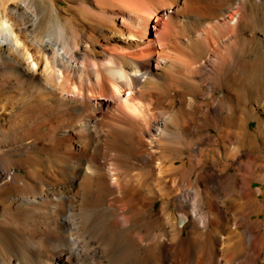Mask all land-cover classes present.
I'll return each mask as SVG.
<instances>
[{"label":"bare ground","instance_id":"bare-ground-1","mask_svg":"<svg viewBox=\"0 0 264 264\" xmlns=\"http://www.w3.org/2000/svg\"><path fill=\"white\" fill-rule=\"evenodd\" d=\"M264 0H0V264H264Z\"/></svg>","mask_w":264,"mask_h":264},{"label":"rangeland","instance_id":"rangeland-1","mask_svg":"<svg viewBox=\"0 0 264 264\" xmlns=\"http://www.w3.org/2000/svg\"><path fill=\"white\" fill-rule=\"evenodd\" d=\"M254 185H255V187L261 186L264 189V187L262 186V184L259 183V182H255Z\"/></svg>","mask_w":264,"mask_h":264}]
</instances>
